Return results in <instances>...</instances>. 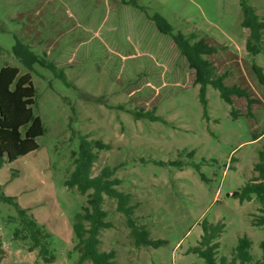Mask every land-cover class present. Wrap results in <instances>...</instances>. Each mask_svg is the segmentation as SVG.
Returning a JSON list of instances; mask_svg holds the SVG:
<instances>
[{
    "label": "rangeland",
    "instance_id": "rangeland-1",
    "mask_svg": "<svg viewBox=\"0 0 264 264\" xmlns=\"http://www.w3.org/2000/svg\"><path fill=\"white\" fill-rule=\"evenodd\" d=\"M248 3L264 22V0ZM157 14L173 32L216 47L207 58L217 74H227V85L249 90L250 109L244 97L224 102L211 84L204 108L194 70L172 37L156 28ZM242 17L239 0H0V66L31 73L33 112L45 129L36 150L0 168V192L50 234L52 256L45 262L13 235L17 213L0 201V264H75L71 221L86 196L68 189L64 180L80 134L109 145L96 150L91 175L114 168L116 188L130 194L136 224L144 225L151 239L165 241L135 246L116 199L104 196L112 226L101 231L99 250L113 249L114 264H203L191 251L201 241L203 219L224 225L216 238L218 258L230 260L242 235L251 240L253 261L264 258V226L254 225L262 205L231 196L255 174L264 146V85L252 67L264 73V52L246 51L249 31L241 26ZM17 42L54 63L68 83L39 64L28 70L14 54ZM152 108L159 120L131 113Z\"/></svg>",
    "mask_w": 264,
    "mask_h": 264
},
{
    "label": "trees",
    "instance_id": "trees-1",
    "mask_svg": "<svg viewBox=\"0 0 264 264\" xmlns=\"http://www.w3.org/2000/svg\"><path fill=\"white\" fill-rule=\"evenodd\" d=\"M242 11L241 26L248 29L249 33L245 41V49L249 55L264 52L263 33L264 22L256 14L253 6L248 0H239ZM152 20L159 32L170 35L181 55L187 60L188 66L194 70V83L199 84V99L204 108L207 101L205 97L206 86L211 84L219 91L224 102L233 104V96L244 97L247 101V109L254 102L248 89L224 82L226 73L217 74L216 66L207 58L216 51V47L209 44L205 39H195L193 34H183L179 31L173 32L172 26L160 15H154ZM14 54L20 61L32 70L34 64L49 68L63 82L68 83L66 76L58 71L57 66L47 62L45 58L34 54L29 47L17 42ZM258 81L264 85L263 69L256 64L252 65ZM36 90L31 80V73L19 74V69L14 66H0V168L5 163H11L17 158L24 156L38 148L36 138L45 132L42 121L33 112ZM234 112V111H232ZM136 118L146 117L149 120H159L154 114V108L147 111L131 112ZM262 134L257 135V139ZM109 145L101 140L88 139L87 136L79 135V144L76 151H72L73 169L64 180L68 189H75L78 193L86 196V202L81 210L76 212L72 218L71 225L76 239L74 246L78 252L75 264H114L115 251H100V233L110 228L112 223L107 220V211L103 208L104 196L114 198L117 201V210L126 217L130 228V235L134 245L158 247L165 241L153 240L144 225H137L132 217L134 206L129 204L130 194L116 188L120 180L114 177V168L104 166L98 174L92 176V167L97 159L99 149L108 148ZM188 155H193L189 152ZM177 167H182L181 162H172ZM197 169L196 164L191 163ZM255 174L231 196L236 197L240 203L255 198L262 207L260 213L254 220V225L264 226V146L258 153V160L254 164ZM0 201L12 204L17 213L16 225L13 235L20 237L23 241L30 243L28 250L37 249L39 256L50 263L52 256L48 249L50 234L36 221L34 216L21 208L14 202L11 196L0 192ZM202 236L199 245L191 248L203 258V264H264V258L253 261L250 253L251 240L247 235L238 237L232 257L227 260L225 256L217 257L219 242L217 237L223 232V223H209L203 219L200 223ZM260 248L264 253V240L260 242Z\"/></svg>",
    "mask_w": 264,
    "mask_h": 264
},
{
    "label": "crops",
    "instance_id": "crops-1",
    "mask_svg": "<svg viewBox=\"0 0 264 264\" xmlns=\"http://www.w3.org/2000/svg\"><path fill=\"white\" fill-rule=\"evenodd\" d=\"M94 31H95V32H94L93 36L96 37L97 34H99V33L97 32L96 29H95ZM29 32H31V31H29ZM29 32H28V33H29ZM31 33H32V35H34L33 32H31ZM29 34H30V33H29ZM38 37L42 40V38L40 37V34L38 35ZM30 41H31V40H30ZM42 41H43V40H42ZM42 41H41V42H42ZM31 42H32V41H31ZM37 42H39V41L37 40ZM39 43H40V42H39ZM49 46H50V45H47V46H46L47 49L50 48ZM50 49H51V48H50Z\"/></svg>",
    "mask_w": 264,
    "mask_h": 264
}]
</instances>
